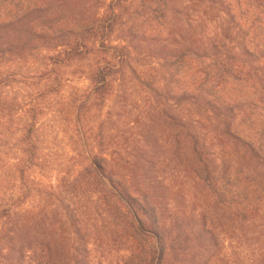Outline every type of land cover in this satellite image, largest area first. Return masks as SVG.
Wrapping results in <instances>:
<instances>
[{
    "label": "rangeland",
    "instance_id": "obj_1",
    "mask_svg": "<svg viewBox=\"0 0 264 264\" xmlns=\"http://www.w3.org/2000/svg\"><path fill=\"white\" fill-rule=\"evenodd\" d=\"M209 5L207 0H45L43 13L27 19L29 29L50 38L21 39L25 51L3 70L10 80L0 89L6 98L0 103L41 104L39 124L31 139L36 150L25 157L20 152L26 125L22 111L11 113L0 108V177L9 165L24 160L29 170L25 181H18L16 194L28 196L26 207L33 229L26 240L38 247L40 237L46 235L42 248L49 250L54 263L125 264L143 252L137 243L101 242L85 231L81 240L58 207L59 200L66 197L60 192L59 181L80 172L92 152L100 150L117 167L124 164L117 160L118 155L158 150V164L146 178L156 185L154 194L161 210L166 215L191 214L198 229L202 216L212 220L216 242L236 264L257 254L262 242L260 221L234 224L206 199L188 173L190 157L180 160L181 153L174 146L177 130L161 115L165 110L177 115L175 104L189 103L177 100L187 93L191 80L187 68L171 66L177 56L189 61L196 49L215 40L238 48V38H228L230 18L224 8L215 14ZM92 28L100 32L89 38L90 49L85 50L82 61L71 67L50 62L51 56L67 50L68 43L87 39L86 32ZM64 30L71 34L62 36ZM106 66L121 67L122 71L110 78L108 91L99 100L96 75ZM46 68L57 76L50 83L35 84L34 76ZM214 154L218 171L229 164L250 173L256 171L254 162L241 149L224 142L215 145ZM226 225L235 231L232 238L223 232ZM16 256L14 252L11 257Z\"/></svg>",
    "mask_w": 264,
    "mask_h": 264
},
{
    "label": "trees",
    "instance_id": "obj_2",
    "mask_svg": "<svg viewBox=\"0 0 264 264\" xmlns=\"http://www.w3.org/2000/svg\"><path fill=\"white\" fill-rule=\"evenodd\" d=\"M207 1L215 14L221 12V7L226 11L230 18L228 38H238V48L215 40L210 46L196 49L189 61L183 55L177 56L171 66L187 68L191 77L187 93L177 100L189 103H176L177 115L167 110L161 115L177 130L174 146L181 153L180 160L190 157L188 173L206 199L234 224L260 221L262 242L257 254L253 259L243 257L237 264H264V0ZM44 4L45 0H0V89L10 80L3 70L25 51L21 39L50 38L29 29L27 22L33 14L43 13ZM99 32L87 30V39L68 43L67 50L51 56L50 62L71 67L82 61L85 50L90 49L89 38ZM62 34L66 36L71 31L64 30ZM88 39L90 42L85 44ZM121 71L117 66L98 71L99 100L107 93L110 78ZM56 74L46 68L34 76V82L50 83ZM4 99L0 94V102ZM0 108L11 113L22 111L26 125L20 152L23 157L35 153L31 139L39 124L41 104L0 103ZM221 142L241 149L254 162L256 171L250 173L230 164L218 171L214 147ZM117 157L124 161L120 167L111 157H104L103 150L93 151L80 172L59 181L60 192L66 197L59 200L58 207L81 240L85 231L101 242L142 245L143 252L125 264H236L216 242L212 220L202 216L198 229L191 214L166 215L161 210L154 194L156 185L146 178L158 164V150H131ZM24 163L23 159L12 163L0 177V264H56L49 250L42 248L46 235L37 234L41 239L38 247L26 240L33 229L30 209L26 207L28 196H22V200L16 194L18 181L27 178L29 169ZM223 232L231 238L235 235L227 225ZM14 252L17 256L12 258Z\"/></svg>",
    "mask_w": 264,
    "mask_h": 264
}]
</instances>
